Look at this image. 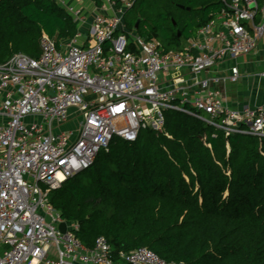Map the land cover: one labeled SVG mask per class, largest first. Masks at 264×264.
<instances>
[{"label":"built area","instance_id":"obj_1","mask_svg":"<svg viewBox=\"0 0 264 264\" xmlns=\"http://www.w3.org/2000/svg\"><path fill=\"white\" fill-rule=\"evenodd\" d=\"M55 1L75 34L58 44L43 36L37 57L0 62V264H175L146 246L115 252L101 235L84 245L48 192L113 137L160 129L166 109L225 134L264 136V100L236 109L224 90L242 75L236 59L264 41V0H221L218 14L170 50L126 26L135 0ZM252 74L264 78V68Z\"/></svg>","mask_w":264,"mask_h":264},{"label":"trees","instance_id":"obj_2","mask_svg":"<svg viewBox=\"0 0 264 264\" xmlns=\"http://www.w3.org/2000/svg\"><path fill=\"white\" fill-rule=\"evenodd\" d=\"M261 2L262 0H257ZM223 7L221 0H135L124 21L163 50L180 48ZM177 31L180 35H177ZM76 25L55 0H0V62L40 54V39ZM160 129L113 137L88 168L48 192L91 246H146L175 264H264V136L229 133L166 109Z\"/></svg>","mask_w":264,"mask_h":264},{"label":"crops","instance_id":"obj_3","mask_svg":"<svg viewBox=\"0 0 264 264\" xmlns=\"http://www.w3.org/2000/svg\"><path fill=\"white\" fill-rule=\"evenodd\" d=\"M89 4L88 0H82ZM242 75L235 83H228L224 90L230 105L236 109L252 106L264 100V78L253 75L264 68V41L258 43L256 50L236 59Z\"/></svg>","mask_w":264,"mask_h":264},{"label":"water","instance_id":"obj_4","mask_svg":"<svg viewBox=\"0 0 264 264\" xmlns=\"http://www.w3.org/2000/svg\"><path fill=\"white\" fill-rule=\"evenodd\" d=\"M137 26H138V20L136 21L134 27L136 28ZM177 35H178V36L180 35V32H179V31H177ZM59 229H60L61 231H64V230H65V222H61V223L59 224Z\"/></svg>","mask_w":264,"mask_h":264},{"label":"rangeland","instance_id":"obj_5","mask_svg":"<svg viewBox=\"0 0 264 264\" xmlns=\"http://www.w3.org/2000/svg\"><path fill=\"white\" fill-rule=\"evenodd\" d=\"M126 24V23H125ZM126 26L128 27V28H131V29H134V27H130L129 25H127L126 24ZM136 32L138 33V34H140L137 30H136ZM141 35V34H140ZM26 264H43V263H41V262H36V261H34V260H29Z\"/></svg>","mask_w":264,"mask_h":264}]
</instances>
